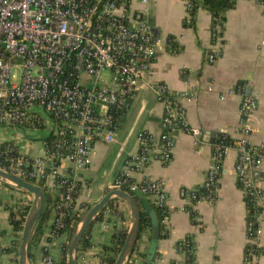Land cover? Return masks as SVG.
I'll list each match as a JSON object with an SVG mask.
<instances>
[{
  "label": "built area",
  "instance_id": "1",
  "mask_svg": "<svg viewBox=\"0 0 264 264\" xmlns=\"http://www.w3.org/2000/svg\"><path fill=\"white\" fill-rule=\"evenodd\" d=\"M181 1L189 12L191 3ZM258 1L264 4V0ZM149 3L150 0H0V145L7 144L0 152V169L52 193L64 187V195L54 208L48 243L58 245L61 252L66 251L68 242L65 234H59L66 227L65 217L75 213L80 219L88 210L87 205H77L78 196L74 195L78 192L77 183H81V173L92 165L95 145L115 142L119 119L141 81L153 71L161 44L153 33ZM212 21L209 63L221 55L219 22L216 18ZM167 48H173L170 41ZM146 85L162 106L160 133L137 134V152L124 160L119 178L108 191L122 190L132 197H148L160 211L162 224L170 214L166 181L147 178L137 182L131 175L142 174L153 162L169 163L174 135L179 132L192 137L195 152L199 153L202 132L188 123L183 106L184 101L196 99L194 88L177 91L164 83ZM237 91L239 138L234 142L225 137L213 139L210 166L201 188L203 194L197 197L198 191L181 189L179 195L190 204L212 203L223 158L231 149L235 150V178L247 206L243 264H259L264 145L249 142L256 98L245 93L243 87H237ZM36 132H42L44 138L38 154H28L19 141ZM30 205L31 196L27 193L11 207L13 219L19 220L24 208ZM183 211L192 213L187 207ZM140 237L127 264H136L139 259ZM177 251L191 255V240L180 241ZM104 256L101 251V264H107ZM54 262L45 249L41 263ZM76 264H89L78 251Z\"/></svg>",
  "mask_w": 264,
  "mask_h": 264
},
{
  "label": "crops",
  "instance_id": "2",
  "mask_svg": "<svg viewBox=\"0 0 264 264\" xmlns=\"http://www.w3.org/2000/svg\"><path fill=\"white\" fill-rule=\"evenodd\" d=\"M149 8L153 33L161 44L153 71L141 81L138 92L119 119L115 142L95 145L96 155L92 165L83 172L87 176L81 174L77 205L90 204L87 188L93 179H98L99 169L108 157H113L111 168L96 182L93 205L120 176L124 160L137 152V134L147 132L159 135L162 106L155 100L146 82L164 83L177 91L194 88L196 99L184 101L183 106L188 123L202 132L200 152H195L191 136L179 132L174 135L169 163L153 162L142 174L131 175L137 182L147 178L164 179L170 211L168 219L161 225L158 240L151 238L149 241V231L140 237V254L154 255L150 264L184 263L187 258L177 251V244L188 238L193 246V264H243L247 206L235 178V150L231 149L223 158L218 191L212 203L200 201L190 204L180 198L179 191H199L202 188L210 166V142L213 139L225 137L227 141L234 142L239 138L236 132L240 103L237 87H243L245 93L257 100V108L251 116L253 131L249 142L264 145V4L258 0H235L234 6L224 13L219 24L221 55L213 63L207 60L213 42V21L207 10L197 9L194 23L189 25L190 13L181 0H150ZM169 41L172 50L167 48ZM205 135L210 136L208 141H204ZM43 138L42 132H36L19 143L24 152L38 154ZM261 170L260 184L264 197V165ZM26 196L25 191L0 183V264H13L14 254L8 251L12 249L19 232H15L11 225L10 208ZM143 200L141 212L148 214L151 206L146 198ZM186 207L191 209V214L183 211ZM54 216L53 210L47 228L34 249L35 264H42L45 249L55 262L63 257L58 245H48ZM261 217L259 245L262 255L259 264H264V203ZM130 221L127 205L118 198H112L90 227L88 246H80L78 255H82L89 264H101L99 255L103 248L111 247L112 237L117 231L127 232ZM140 260L139 256L136 264Z\"/></svg>",
  "mask_w": 264,
  "mask_h": 264
},
{
  "label": "water",
  "instance_id": "3",
  "mask_svg": "<svg viewBox=\"0 0 264 264\" xmlns=\"http://www.w3.org/2000/svg\"><path fill=\"white\" fill-rule=\"evenodd\" d=\"M209 135L204 136V141H208ZM0 181L23 190L31 196V205L22 225L19 246L17 250L18 264H30L27 257L29 241L37 221L43 211L45 203L44 191L37 185L32 184L16 175L7 173L0 169ZM112 198L123 201L130 211V227L126 232L125 240L118 253L114 264H127V261L134 250L138 240L141 227V209L135 199L122 190L108 191L99 202L90 207L78 220L66 246V264H76V253L83 236L93 225L96 218L102 213ZM148 216L151 220V238L153 241L159 239V221L152 208L148 209Z\"/></svg>",
  "mask_w": 264,
  "mask_h": 264
},
{
  "label": "trees",
  "instance_id": "4",
  "mask_svg": "<svg viewBox=\"0 0 264 264\" xmlns=\"http://www.w3.org/2000/svg\"><path fill=\"white\" fill-rule=\"evenodd\" d=\"M187 1H189L191 3V9L189 10V13H190L189 25H192L194 23V14L197 11V9H199V8H203V9L207 10L210 13L212 19L216 18L218 20L219 24H221V22L223 21V18H224V13L227 10L231 9L235 3V0H187ZM6 146H7V144H1L0 145V152L3 151ZM65 175L67 176L65 178L66 183L70 182V179L68 177V170L65 172ZM30 183H34V182L30 181ZM39 185H41V183H39ZM77 186H78V192L74 195L75 198L79 194V191L81 189V183H77ZM41 187H42V185H41ZM43 191H44V195H45L44 208H43V211H42V213H41V215L37 221V224L35 226V229L33 231L32 237H31V239L29 241V245H28L27 257H28V261L30 264H35L34 249L38 246V244L41 240L42 234H43L44 230L47 228L51 212L54 210L56 203L61 200V198L65 192L64 187L56 189L53 193L51 191L46 190V189H44ZM202 194H203V190L200 189L197 193V197H199ZM133 198L137 202L140 209H142V207H143V203H144L143 198L147 199L148 204H150L151 208L154 210V212L158 218L159 228L161 230L162 215H161L160 211L154 207L151 200L148 197H143V196H138V195H133ZM87 208L89 209L90 206L87 205ZM28 210H29V207L28 206L25 207L24 212L19 215L20 219L16 221L13 219L15 216V213L12 212V210L10 208V222H11V225H12L15 232H21L22 231V225L24 222V217L26 216ZM78 220H79V218L75 215V213L74 214L71 213L69 216L65 217L64 221H65L66 227L64 229H62L59 232V234H65L67 236V239L69 240V238L73 232V229H74L76 223L78 222ZM51 227H50V229H51ZM151 228H152L151 220H150L148 214L144 211L141 212V227H140L139 237L142 234V232H144L145 230L151 232ZM89 232H90V228L87 231V233L83 236L79 246L84 247V248L86 246H88ZM125 236H126L125 231L116 232L112 237L111 247L103 248V253L105 254L104 261L107 264H114L116 255L120 251V249L123 245V242L125 240ZM148 240L149 241L151 240L150 235L148 236ZM18 246H19V236H18L17 240H15L13 242L12 249H10L8 251L9 253L14 254V259L12 261L13 264H18V261H17ZM61 253L63 256L62 259L54 262V264H66V251L63 250ZM110 254H112L113 256H110ZM139 256H140L141 260L139 261L138 264H144V263L150 264L153 261V259L155 258L154 255H149L148 253H142V254H139ZM186 258H187L186 264H193L192 254L187 255Z\"/></svg>",
  "mask_w": 264,
  "mask_h": 264
},
{
  "label": "rangeland",
  "instance_id": "5",
  "mask_svg": "<svg viewBox=\"0 0 264 264\" xmlns=\"http://www.w3.org/2000/svg\"><path fill=\"white\" fill-rule=\"evenodd\" d=\"M35 133H32L31 135H33ZM112 161H113V157L111 158H107L106 161L103 163V166L99 169V172H98V179L101 180L102 179V175H105L107 174L109 171H110V168H111V164H112ZM83 176H87L86 174L84 175V173H81ZM98 179H93V182L90 184V186L87 188V197H88V200L89 198L91 199L90 200V204L88 202V206L92 207L93 205V195L96 193L95 190H97V187H96V182ZM17 203V202H15ZM14 203V204H15ZM19 239H20V236H21V232H19ZM80 247V246H79ZM79 251H80V248H79Z\"/></svg>",
  "mask_w": 264,
  "mask_h": 264
}]
</instances>
